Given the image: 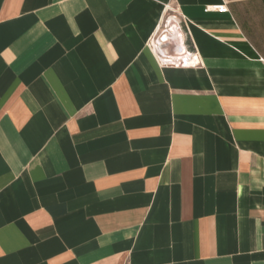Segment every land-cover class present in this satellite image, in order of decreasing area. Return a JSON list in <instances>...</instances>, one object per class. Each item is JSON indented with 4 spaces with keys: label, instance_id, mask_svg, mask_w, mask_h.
Wrapping results in <instances>:
<instances>
[{
    "label": "crops",
    "instance_id": "obj_1",
    "mask_svg": "<svg viewBox=\"0 0 264 264\" xmlns=\"http://www.w3.org/2000/svg\"><path fill=\"white\" fill-rule=\"evenodd\" d=\"M222 2L0 0V264H264V0Z\"/></svg>",
    "mask_w": 264,
    "mask_h": 264
},
{
    "label": "built area",
    "instance_id": "obj_2",
    "mask_svg": "<svg viewBox=\"0 0 264 264\" xmlns=\"http://www.w3.org/2000/svg\"><path fill=\"white\" fill-rule=\"evenodd\" d=\"M229 1L223 0L221 4L208 6L206 10L228 12ZM190 40L183 15L178 9L166 7L147 46L162 67H199L202 65V58L196 46L190 45Z\"/></svg>",
    "mask_w": 264,
    "mask_h": 264
}]
</instances>
